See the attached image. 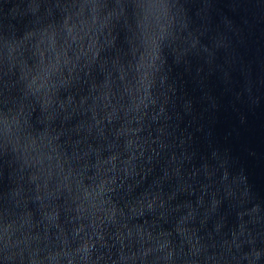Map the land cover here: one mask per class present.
I'll list each match as a JSON object with an SVG mask.
<instances>
[{
	"label": "water",
	"instance_id": "water-1",
	"mask_svg": "<svg viewBox=\"0 0 264 264\" xmlns=\"http://www.w3.org/2000/svg\"><path fill=\"white\" fill-rule=\"evenodd\" d=\"M0 264H264V0H0Z\"/></svg>",
	"mask_w": 264,
	"mask_h": 264
}]
</instances>
